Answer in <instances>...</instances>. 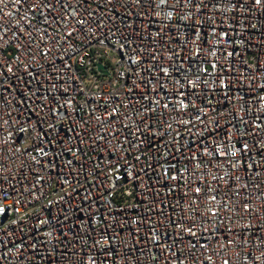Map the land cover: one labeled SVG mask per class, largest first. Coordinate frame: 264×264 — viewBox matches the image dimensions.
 I'll list each match as a JSON object with an SVG mask.
<instances>
[{
    "label": "built area",
    "instance_id": "1",
    "mask_svg": "<svg viewBox=\"0 0 264 264\" xmlns=\"http://www.w3.org/2000/svg\"><path fill=\"white\" fill-rule=\"evenodd\" d=\"M0 264H264V0H0Z\"/></svg>",
    "mask_w": 264,
    "mask_h": 264
},
{
    "label": "snow or ice",
    "instance_id": "2",
    "mask_svg": "<svg viewBox=\"0 0 264 264\" xmlns=\"http://www.w3.org/2000/svg\"><path fill=\"white\" fill-rule=\"evenodd\" d=\"M257 2H259V0H257Z\"/></svg>",
    "mask_w": 264,
    "mask_h": 264
}]
</instances>
